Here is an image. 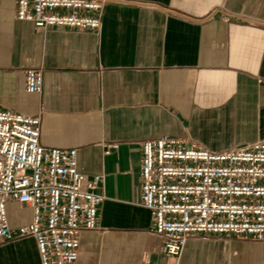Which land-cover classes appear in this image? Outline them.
<instances>
[{
    "label": "crops",
    "instance_id": "obj_1",
    "mask_svg": "<svg viewBox=\"0 0 264 264\" xmlns=\"http://www.w3.org/2000/svg\"><path fill=\"white\" fill-rule=\"evenodd\" d=\"M102 22L43 31L0 0V109H42L40 142L76 148L79 170L104 176L77 264H264L262 243L216 235L164 255L140 175L143 141L162 135L212 152L264 139V0H109ZM31 68L41 94L26 91ZM7 212L14 230L31 222L29 206ZM0 264H41L35 239L1 243Z\"/></svg>",
    "mask_w": 264,
    "mask_h": 264
},
{
    "label": "built area",
    "instance_id": "obj_2",
    "mask_svg": "<svg viewBox=\"0 0 264 264\" xmlns=\"http://www.w3.org/2000/svg\"><path fill=\"white\" fill-rule=\"evenodd\" d=\"M107 1L16 0V20L43 31L99 32ZM25 84L27 93L41 94L43 71L27 69ZM41 119L42 109H0V244L32 237L41 264H77L81 233L98 227L104 176L83 174L76 148L43 145ZM140 175L142 205L167 257L179 258L199 236L264 245V139L212 152L162 135L143 141ZM9 201L29 206L31 222L12 229Z\"/></svg>",
    "mask_w": 264,
    "mask_h": 264
}]
</instances>
